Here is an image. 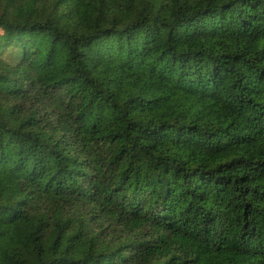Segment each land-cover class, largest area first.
<instances>
[{
    "label": "trees",
    "instance_id": "16d2710c",
    "mask_svg": "<svg viewBox=\"0 0 264 264\" xmlns=\"http://www.w3.org/2000/svg\"><path fill=\"white\" fill-rule=\"evenodd\" d=\"M0 264H264V0H0Z\"/></svg>",
    "mask_w": 264,
    "mask_h": 264
}]
</instances>
